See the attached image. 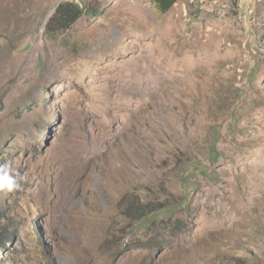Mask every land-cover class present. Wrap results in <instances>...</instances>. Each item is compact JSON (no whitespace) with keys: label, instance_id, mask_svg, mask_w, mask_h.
Returning a JSON list of instances; mask_svg holds the SVG:
<instances>
[{"label":"rangeland","instance_id":"374dc122","mask_svg":"<svg viewBox=\"0 0 264 264\" xmlns=\"http://www.w3.org/2000/svg\"><path fill=\"white\" fill-rule=\"evenodd\" d=\"M4 164L0 264H264V0H0Z\"/></svg>","mask_w":264,"mask_h":264},{"label":"trees","instance_id":"16d2710c","mask_svg":"<svg viewBox=\"0 0 264 264\" xmlns=\"http://www.w3.org/2000/svg\"><path fill=\"white\" fill-rule=\"evenodd\" d=\"M177 1L178 0H154V3L156 10L161 14H165ZM97 14V6H92L90 4L82 6L80 3L74 1L62 2L56 7L53 14L49 18L46 30L51 35H57L70 29L83 15L96 16ZM172 207L173 209H179L181 206L174 204ZM136 209V211L131 209L130 215L138 222H155L160 219V216H167L169 212H172V210H168L167 205L166 208L157 209V205L154 203L137 206ZM164 217H162V219ZM174 228L177 231H184L186 226L182 224L181 220H179Z\"/></svg>","mask_w":264,"mask_h":264},{"label":"clouds","instance_id":"9594fccd","mask_svg":"<svg viewBox=\"0 0 264 264\" xmlns=\"http://www.w3.org/2000/svg\"><path fill=\"white\" fill-rule=\"evenodd\" d=\"M23 179L22 174L10 164L0 165V191L12 192L18 190Z\"/></svg>","mask_w":264,"mask_h":264}]
</instances>
